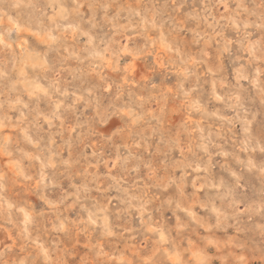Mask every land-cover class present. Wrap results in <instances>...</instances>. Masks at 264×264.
<instances>
[{"label": "clouds", "instance_id": "1", "mask_svg": "<svg viewBox=\"0 0 264 264\" xmlns=\"http://www.w3.org/2000/svg\"><path fill=\"white\" fill-rule=\"evenodd\" d=\"M0 264H264V0H0Z\"/></svg>", "mask_w": 264, "mask_h": 264}, {"label": "rangeland", "instance_id": "2", "mask_svg": "<svg viewBox=\"0 0 264 264\" xmlns=\"http://www.w3.org/2000/svg\"><path fill=\"white\" fill-rule=\"evenodd\" d=\"M253 183H254V181H253Z\"/></svg>", "mask_w": 264, "mask_h": 264}]
</instances>
